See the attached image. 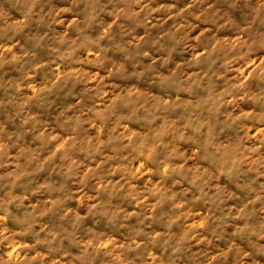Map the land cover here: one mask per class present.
Here are the masks:
<instances>
[{
	"label": "rangeland",
	"instance_id": "obj_1",
	"mask_svg": "<svg viewBox=\"0 0 264 264\" xmlns=\"http://www.w3.org/2000/svg\"><path fill=\"white\" fill-rule=\"evenodd\" d=\"M32 259L264 264V0H0V264Z\"/></svg>",
	"mask_w": 264,
	"mask_h": 264
},
{
	"label": "crops",
	"instance_id": "obj_2",
	"mask_svg": "<svg viewBox=\"0 0 264 264\" xmlns=\"http://www.w3.org/2000/svg\"><path fill=\"white\" fill-rule=\"evenodd\" d=\"M74 2H75V0H64V2H62L61 0H52V4L55 5L56 7L64 6L65 8H69L71 10L74 9ZM82 7H83V5L80 6L78 9H81ZM25 233H26L25 234L26 240L28 241L30 232L28 234L27 229H26ZM30 237H31V235H30ZM27 246L24 247V250H23V255L25 256V258L27 257V254L30 255V254L40 253V251L42 252V250L38 249V248H42V247H35L33 245L30 246L28 243H27ZM32 260H33V263H26L25 262L24 264H43V263H40L38 260H34V259H32ZM58 260L59 259H57V262H54L53 264H65V263H62L61 261H58ZM45 264H46V262H45Z\"/></svg>",
	"mask_w": 264,
	"mask_h": 264
}]
</instances>
